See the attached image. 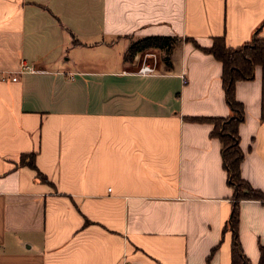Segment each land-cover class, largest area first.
<instances>
[{"label":"crops","instance_id":"0c3cea01","mask_svg":"<svg viewBox=\"0 0 264 264\" xmlns=\"http://www.w3.org/2000/svg\"><path fill=\"white\" fill-rule=\"evenodd\" d=\"M257 32L264 0H0V264H232L222 142L190 118L231 108L194 42ZM150 35L175 41L144 74L127 56ZM236 98L242 176L264 192V65ZM239 235L259 264L264 200L240 202Z\"/></svg>","mask_w":264,"mask_h":264},{"label":"trees","instance_id":"16d2710c","mask_svg":"<svg viewBox=\"0 0 264 264\" xmlns=\"http://www.w3.org/2000/svg\"><path fill=\"white\" fill-rule=\"evenodd\" d=\"M259 32V31H258ZM256 33L252 39L241 45H228L225 36H215L212 45L203 47L196 41L198 47L213 54L222 62V83L227 103L231 108V114L225 117H190L192 120L209 121L214 124L211 134L217 136L222 142L223 167L227 172V179L233 187V206L229 220L224 230H231V260L232 264H252L250 258L245 254L239 235L240 202L244 199L264 200V192L255 188L242 176L241 166L245 153L240 145L239 126L245 120V106L236 98V83L239 80L253 78L258 65H264V36ZM175 38L165 35H150L134 41L129 54L135 55L146 48L157 47L166 49L168 55ZM169 57V56H168ZM167 57V59H168ZM166 59V60H167ZM33 167L34 154L28 155ZM42 179L46 177L38 171ZM260 261L264 264V244H259Z\"/></svg>","mask_w":264,"mask_h":264},{"label":"rangeland","instance_id":"374dc122","mask_svg":"<svg viewBox=\"0 0 264 264\" xmlns=\"http://www.w3.org/2000/svg\"><path fill=\"white\" fill-rule=\"evenodd\" d=\"M130 60L131 59H139V63L143 64V62L157 64L160 60H165L168 57V52L161 48L151 47L146 48L142 51H139L135 55L129 54L127 56Z\"/></svg>","mask_w":264,"mask_h":264},{"label":"built area","instance_id":"2783aa9c","mask_svg":"<svg viewBox=\"0 0 264 264\" xmlns=\"http://www.w3.org/2000/svg\"><path fill=\"white\" fill-rule=\"evenodd\" d=\"M166 50V49H163ZM26 70H34V68L26 63L23 62V64L21 65V67L19 68V70L17 71V73H21L24 72ZM137 72L140 73H156V65L153 63H148V62H143V64L140 65V67L137 69ZM14 80L17 79V75H14L12 77ZM184 81H186V79H184Z\"/></svg>","mask_w":264,"mask_h":264}]
</instances>
